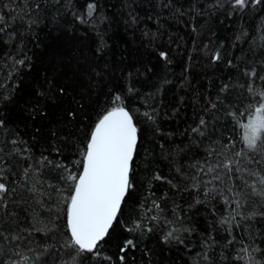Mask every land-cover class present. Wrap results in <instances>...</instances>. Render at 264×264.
Returning <instances> with one entry per match:
<instances>
[{"label": "snow or ice", "instance_id": "6c2138e0", "mask_svg": "<svg viewBox=\"0 0 264 264\" xmlns=\"http://www.w3.org/2000/svg\"><path fill=\"white\" fill-rule=\"evenodd\" d=\"M0 264H264V0H0Z\"/></svg>", "mask_w": 264, "mask_h": 264}, {"label": "trees", "instance_id": "16d2710c", "mask_svg": "<svg viewBox=\"0 0 264 264\" xmlns=\"http://www.w3.org/2000/svg\"><path fill=\"white\" fill-rule=\"evenodd\" d=\"M123 47V45H121Z\"/></svg>", "mask_w": 264, "mask_h": 264}]
</instances>
